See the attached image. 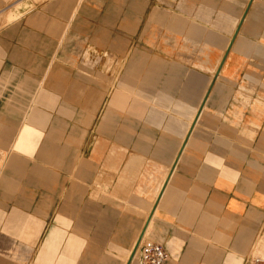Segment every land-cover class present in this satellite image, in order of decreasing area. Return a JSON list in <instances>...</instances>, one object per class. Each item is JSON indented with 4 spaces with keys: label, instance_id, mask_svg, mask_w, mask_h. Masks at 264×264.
Masks as SVG:
<instances>
[{
    "label": "crops",
    "instance_id": "1",
    "mask_svg": "<svg viewBox=\"0 0 264 264\" xmlns=\"http://www.w3.org/2000/svg\"><path fill=\"white\" fill-rule=\"evenodd\" d=\"M143 232L264 264V0H0V264H141Z\"/></svg>",
    "mask_w": 264,
    "mask_h": 264
},
{
    "label": "built area",
    "instance_id": "2",
    "mask_svg": "<svg viewBox=\"0 0 264 264\" xmlns=\"http://www.w3.org/2000/svg\"><path fill=\"white\" fill-rule=\"evenodd\" d=\"M141 264H167L171 258L168 250L159 242L142 237L137 248Z\"/></svg>",
    "mask_w": 264,
    "mask_h": 264
},
{
    "label": "water",
    "instance_id": "3",
    "mask_svg": "<svg viewBox=\"0 0 264 264\" xmlns=\"http://www.w3.org/2000/svg\"><path fill=\"white\" fill-rule=\"evenodd\" d=\"M144 236V232L142 233V235L140 236V238H139V241H138V243H137V245H136V248H135V251H134V253L133 254H135L136 253V251H137V248H138V246H139V244H140V241H141V239H142V237Z\"/></svg>",
    "mask_w": 264,
    "mask_h": 264
},
{
    "label": "rangeland",
    "instance_id": "4",
    "mask_svg": "<svg viewBox=\"0 0 264 264\" xmlns=\"http://www.w3.org/2000/svg\"><path fill=\"white\" fill-rule=\"evenodd\" d=\"M119 63H120V61H119ZM91 140H92V137H91Z\"/></svg>",
    "mask_w": 264,
    "mask_h": 264
}]
</instances>
